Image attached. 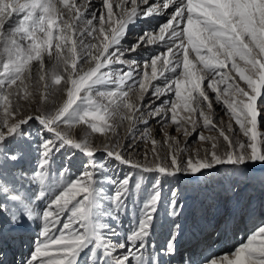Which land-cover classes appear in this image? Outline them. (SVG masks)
<instances>
[{
	"label": "snow or ice",
	"instance_id": "obj_1",
	"mask_svg": "<svg viewBox=\"0 0 264 264\" xmlns=\"http://www.w3.org/2000/svg\"><path fill=\"white\" fill-rule=\"evenodd\" d=\"M221 169L264 172V0H0V245L33 232L20 264H172L184 205L164 184ZM255 213L226 210L217 237L251 226L224 252L191 233L179 264H264Z\"/></svg>",
	"mask_w": 264,
	"mask_h": 264
},
{
	"label": "rangeland",
	"instance_id": "obj_2",
	"mask_svg": "<svg viewBox=\"0 0 264 264\" xmlns=\"http://www.w3.org/2000/svg\"><path fill=\"white\" fill-rule=\"evenodd\" d=\"M93 3L98 7L100 0H93ZM160 21L152 19L148 22L138 23L136 26L130 29L128 41H134L135 37L142 35L143 30L158 24ZM149 53H143L147 56ZM140 59V57H136ZM215 111L218 116H223L224 113L219 106H215ZM225 120L227 118L225 117ZM82 127V126H81ZM36 125L33 124L32 130L35 132ZM80 129L73 130V135H76ZM123 132V130H121ZM159 139V135H157ZM236 137H234L235 139ZM94 142H99L94 139ZM144 145H139V151L142 155ZM101 154H97L99 157ZM82 157L79 155L73 156L71 160L66 159L65 154H61L57 157L56 167L65 165L68 172L74 177L78 175L82 170ZM130 170L127 167L117 166L115 171H110L109 175L113 178H123ZM220 173H223L220 175ZM214 179L212 182L206 180L204 186L202 181H193L195 178L181 177L178 181H170L164 184L165 197L169 194L170 188H176L180 195V203L184 205V211L182 213V230L184 233L183 239L178 244L179 252H183L186 247H189V236L191 233L199 235L202 244L206 246L211 252L219 253L227 251L229 248L239 243L241 238L244 237L248 228L251 226V221H238L234 225H230L226 235L217 237L213 231L215 227H223V218L226 210L230 211L236 206L247 207L249 204L256 209V220H264V186L260 184V177L264 176V172L256 171L250 175L255 177L251 181L247 177H239V179L232 177L230 174L226 175L224 170L211 174ZM203 178V176H201ZM191 179L192 183H196V193L193 196H189L190 184L185 183L187 179ZM135 180V177H133ZM200 180V179H199ZM151 179L145 180V187L150 186ZM202 186V187H201ZM106 187H108L106 185ZM129 226V217L124 216L122 223L119 226V230L127 232ZM169 224L168 218L164 215L163 208L157 217V224L155 235L152 237L155 245L160 247L163 245L168 237ZM33 232L26 233L21 239L16 241H7L3 245H0L4 253L3 260L5 264H20L21 259L27 255L30 247L32 246V240L34 238ZM172 258V264H179L180 255ZM81 264L84 261L81 260Z\"/></svg>",
	"mask_w": 264,
	"mask_h": 264
},
{
	"label": "bare ground",
	"instance_id": "obj_3",
	"mask_svg": "<svg viewBox=\"0 0 264 264\" xmlns=\"http://www.w3.org/2000/svg\"><path fill=\"white\" fill-rule=\"evenodd\" d=\"M158 139V138H157ZM223 173H220V175H222ZM200 179V180H199ZM214 179V177L212 175H208L206 174L205 176L202 177H198V178H195L193 181H202V186H204V184L206 183V180H208L209 182H212V180ZM188 181H185V183L187 182L188 184L191 185V187L189 188V196H193L194 197V194L196 193V183H192L191 179H187ZM186 183V184H187ZM201 186V187H202Z\"/></svg>",
	"mask_w": 264,
	"mask_h": 264
}]
</instances>
